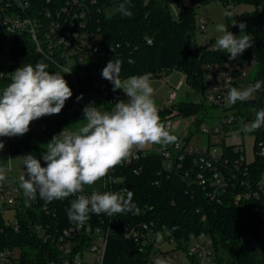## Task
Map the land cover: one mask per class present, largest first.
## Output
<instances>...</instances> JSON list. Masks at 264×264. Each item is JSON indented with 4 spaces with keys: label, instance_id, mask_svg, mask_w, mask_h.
<instances>
[{
    "label": "trees",
    "instance_id": "1",
    "mask_svg": "<svg viewBox=\"0 0 264 264\" xmlns=\"http://www.w3.org/2000/svg\"><path fill=\"white\" fill-rule=\"evenodd\" d=\"M39 6H49L54 2L64 3L66 0H31ZM87 4L91 0H83ZM89 5V29L100 37V48L105 54V60L120 59L122 70L121 80L132 76L151 74V79H161L171 72H179L184 76V82L192 89L200 90L204 95V103L178 102L174 108L176 115L191 118V128L187 132V139H191L194 130L207 123L210 119L209 111L214 106L207 104L205 96L208 93L207 67L221 63L226 58L223 50L199 48L195 39L196 15L194 8L205 6L216 0H128L131 17L122 16L117 10L124 0H94ZM231 16H226L225 25L234 35H240L239 23L246 24L245 33L253 36V46L237 57L240 64H252L258 71L264 68V0H219ZM249 5L254 9L235 13L231 10L237 5ZM178 8L177 17H173L170 6ZM237 22V26L232 27ZM4 37L0 33V48ZM150 41V43H148ZM43 62L48 65L49 72H59L64 75L73 95L65 102L63 112L78 109L76 92L66 73L56 68L50 61L36 53L31 41L26 35H15L5 55L2 64L4 77L0 81V92L11 82V75L21 66ZM253 84L254 79L252 81ZM255 94L258 95V92ZM254 103L249 105L237 101L236 124L245 120L251 123L255 114L264 109L253 95ZM83 115L82 111L78 109ZM163 113H169L168 109ZM175 115V116H176ZM66 118L51 119L49 124L55 127L65 125ZM42 134H49L57 129ZM255 138L254 148L258 143H264V127L251 132ZM52 139V138H51ZM8 154L23 156L32 154L40 159L41 165L46 166L41 156L46 148L41 146L33 134H24L17 138L0 137ZM163 162L156 153L141 157L133 165L121 168L124 177V189L133 192L132 202L139 208V214L131 212L120 213L124 222L134 218H153L160 226L167 228L180 245L190 233L203 232L207 234L213 245L218 264H264V247L246 245V241L256 237L259 219L258 212L253 211L252 200H241L237 204L232 201L212 203L207 198L202 187L195 183L191 169L190 177L185 179L180 172L169 174L162 171ZM251 178L256 180L264 170V159L255 157L249 165ZM197 170V169H196ZM99 180L91 186L85 185L86 191L96 190ZM73 198L68 197L57 202V213L63 225L71 224L67 216V209ZM151 208V210H148ZM0 208V252L16 248L19 250L20 264H43L46 246L38 242L31 235L29 218H34V212L20 209L17 216L20 222L19 230L14 231L9 222L5 221ZM90 218L94 214H89ZM134 217V218H133ZM118 241V255L130 258L136 264H154L146 255L138 254L135 247L126 240Z\"/></svg>",
    "mask_w": 264,
    "mask_h": 264
},
{
    "label": "built area",
    "instance_id": "2",
    "mask_svg": "<svg viewBox=\"0 0 264 264\" xmlns=\"http://www.w3.org/2000/svg\"><path fill=\"white\" fill-rule=\"evenodd\" d=\"M184 2L189 4V0ZM94 3V0L89 4L83 0H66L44 7L31 0H0V33L4 37L0 48V76L4 77L2 64L12 38L24 34L36 53L68 75L76 98L82 94L83 98L77 105L82 113L84 107L92 103L101 107V111H111L123 90L113 91L112 83L102 78V70L109 61L105 60L100 48V37L89 29V5ZM197 24L201 31L206 29L203 17L199 18ZM229 56L226 53L221 63L207 67L208 93L205 99L207 104L214 106L218 118L217 124L210 127L203 124L200 127L201 133L207 135V143L194 146L190 143L191 139H187L188 133H179L177 143L161 145L156 150L134 148L131 157L99 180L97 191H121L124 189L121 168L133 165L147 154L156 153L163 162L162 171L167 174L178 171L188 179L190 170L196 168L192 174L193 181L202 187L212 203L232 201L237 204L241 200H252L253 211L258 212L259 226L256 237L249 241L253 246L264 247V170L256 180L251 178L249 170L255 157L264 159V143L253 147L252 160H247L239 145L226 144L227 137L249 133L243 128L250 124L245 120L242 124H236L238 110L236 103L227 105L228 90L230 87L244 89L253 84L245 79L244 65L238 63L237 58L230 59ZM168 99L171 103L174 94L169 93ZM175 115L171 109L163 119L169 130V118ZM46 129L47 125L42 122L41 131ZM61 132L52 131L51 138ZM4 169L6 178L0 181V205L13 213V220L9 224L14 231L19 230L17 214L20 209L30 208L35 213L34 218L28 221L33 238L46 246L43 264H103L108 243L114 238L128 241L138 254L146 255L152 262L163 257L169 259L171 264H218L212 240L207 234L190 233L185 245H180L175 236L153 218L136 220L133 217L130 222H124L119 214L109 216L102 213L94 214L83 226L75 223L63 225L58 217L56 200L46 202L37 194L36 199L25 204L19 187V178L26 174L25 168L21 166L16 170L9 165ZM92 191L83 194L90 196ZM70 197L75 199V196ZM157 233L161 237L159 240ZM14 249L0 252V264H20V255L18 260ZM88 256H92V259H87Z\"/></svg>",
    "mask_w": 264,
    "mask_h": 264
},
{
    "label": "clouds",
    "instance_id": "3",
    "mask_svg": "<svg viewBox=\"0 0 264 264\" xmlns=\"http://www.w3.org/2000/svg\"><path fill=\"white\" fill-rule=\"evenodd\" d=\"M128 0L119 4L122 16L131 17ZM231 16V12H226ZM237 26V22L232 27ZM240 35L236 36L223 23L216 25L220 33L215 38L213 49L223 50L236 59L253 46V36L245 33L246 24L239 23ZM48 65L37 62L35 66H21L11 75V82L0 93V137L22 136L29 131L30 123L44 116L59 114L73 92L64 75L49 72ZM122 62L112 59L102 70V78L113 85V91L123 90L127 101H118L112 111H101L94 103L84 107V123L76 131L62 130L47 144L40 159L32 154L23 156L26 174L19 180V187L25 197V204L36 199L37 194L46 202L75 196L67 209L71 223L83 226L91 214L109 216L124 212L139 214V208L132 202L133 192L122 189L118 192L92 191L84 195L85 185H94L108 173L133 155V149H143L148 145L166 146L178 142V137L161 122L154 101L151 74L132 76L121 80ZM2 78V76H0ZM256 81L244 89L230 87L227 105L237 101H249L262 87ZM83 96L77 97V101ZM264 127V109L255 114V119L244 125L243 131L254 132ZM4 143L0 141V150ZM11 160V159H10ZM9 160V161H10ZM5 169L0 168V181L5 177ZM159 240L160 234H156ZM154 264H171L169 259L158 257Z\"/></svg>",
    "mask_w": 264,
    "mask_h": 264
},
{
    "label": "rangeland",
    "instance_id": "4",
    "mask_svg": "<svg viewBox=\"0 0 264 264\" xmlns=\"http://www.w3.org/2000/svg\"><path fill=\"white\" fill-rule=\"evenodd\" d=\"M254 8L249 5H237L231 11L235 13H241L244 11H252ZM195 15H196V24L200 17L205 19L206 29L201 31L198 28V24L195 29V39L199 48L206 47V49H211L212 45L215 43V38L220 35L216 31V25L223 23L225 24L227 9L225 5L219 1H213L207 5L197 6L194 8ZM170 12L173 17H177L178 8L175 5L170 6ZM239 36V35H236ZM244 69L246 71V80L252 81L255 76H257L258 69L254 67L252 64H245ZM151 84L154 88V101L158 108V113L163 123V119L167 116L168 113H161L163 110L168 109L169 111L172 109L173 113L176 114V110L174 106L178 102H191V103H204V95L201 94L200 90L192 89L191 87L187 86L184 82V78L181 73L179 72H171L168 76L162 77L161 79H151ZM169 93L174 94V99L170 103L168 99ZM251 99H254L252 97ZM127 101V95L122 91V94L118 101ZM115 105L111 109H114ZM210 119L207 123V126H211L217 124V112L214 109H210L209 111ZM66 118L67 123L65 125L55 127L53 124H49L51 119H60ZM83 115L78 111V109H74L71 111L63 112L61 111L59 114H54L50 116H44L37 120H34L30 123L29 131L26 134H33L36 141L43 147L47 149V144L52 140L49 137V134H42L41 133V123H45L49 129L48 132H51L53 129H57L58 131L66 130L69 131H76L84 121ZM170 119L171 122V130L170 132L174 135H178L179 133H187L191 128V118H185L179 115L173 116ZM19 138L20 136H16ZM208 141L207 135L201 133L200 129L194 130L191 136L190 143L194 146H204ZM255 143V138L251 133H245L242 136L234 135L231 137L226 138L227 145H239L245 152V156L247 160H252L253 158V147ZM161 145H148L147 147L141 150H156ZM11 159V160H10ZM10 160V161H9ZM11 166L12 169H20L22 166V157L19 154H12L9 155L5 149V147L0 150V168H6ZM0 208L3 210L2 215L5 221L12 222L13 220V213L7 209L3 208L0 205ZM166 248V247H165ZM15 255L18 259L19 250L14 249ZM87 259H92V256H88ZM19 260V259H18ZM108 264H131L129 261H121L114 257Z\"/></svg>",
    "mask_w": 264,
    "mask_h": 264
},
{
    "label": "crops",
    "instance_id": "5",
    "mask_svg": "<svg viewBox=\"0 0 264 264\" xmlns=\"http://www.w3.org/2000/svg\"><path fill=\"white\" fill-rule=\"evenodd\" d=\"M248 64L249 63H247V65ZM183 78H184V76H183ZM258 80L261 81V82H264V68H262L260 71H258L257 72V76L254 77V82H256ZM257 92H258V95L257 94H254V96L256 97L257 101L261 105L264 106V83H262L261 89L258 90ZM113 254H114V257L117 258L118 260H121V261L127 260L131 264H136L133 259H130V258H121L118 255V241L115 240V239L110 240V242L108 243L107 249H106V251H105V253L103 255V264H108L110 262L108 260H111L113 258Z\"/></svg>",
    "mask_w": 264,
    "mask_h": 264
},
{
    "label": "water",
    "instance_id": "6",
    "mask_svg": "<svg viewBox=\"0 0 264 264\" xmlns=\"http://www.w3.org/2000/svg\"><path fill=\"white\" fill-rule=\"evenodd\" d=\"M245 104H249V105H251V104H253L254 103V100H252V99H250L249 101H246V102H244ZM251 244V242L248 240V241H246V245H250Z\"/></svg>",
    "mask_w": 264,
    "mask_h": 264
}]
</instances>
